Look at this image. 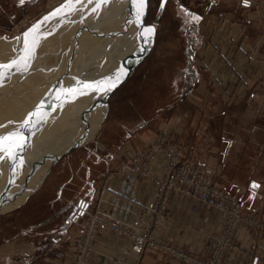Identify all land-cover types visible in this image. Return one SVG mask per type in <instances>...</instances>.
<instances>
[{
    "label": "rangeland",
    "instance_id": "obj_1",
    "mask_svg": "<svg viewBox=\"0 0 264 264\" xmlns=\"http://www.w3.org/2000/svg\"><path fill=\"white\" fill-rule=\"evenodd\" d=\"M160 4L161 0H148L142 19L144 25L155 27V35L148 43H145L138 36L139 40L136 43L135 38L140 31L135 23L136 17L130 21L131 23L125 24L127 17H125V12L121 10L122 6L127 7L128 10L133 7L130 0H107V3L101 6L103 8L97 9L95 12H92L95 5L88 4L87 0H81L80 3L76 4L75 2L67 4L66 0H25L23 5L19 3V0H0V64H7L20 56L24 48L23 33L42 21L44 17H49L48 21L41 25V28L29 36V46L31 45L30 47L33 48L31 63L29 62L30 69L28 67L27 71H20L21 73L15 69L5 70L4 75H6L0 77V84L4 86L9 85L8 82H13L10 85L15 86V90L9 89L8 93L14 96L13 98L18 97L16 100L14 99L17 101L15 104L20 98L29 96H27L26 103L17 104L18 107H14L16 114L10 117L12 121L7 119L5 122L2 118L0 119V124L10 126L4 130L0 128V135L19 129L28 113L32 112L33 108H36L40 103L43 105L41 112L43 113L45 110L46 118L48 116L52 118L54 114L58 117H53V119L63 116L61 122L62 119L64 120L62 123L56 122L57 125L53 122L52 125L49 123L50 118L47 119L48 122L44 119L38 124L29 125V132L25 128H20L21 135L23 132L24 135L22 136L27 141L24 150L19 153L22 166H16L15 171L12 167L3 178L5 179L6 174H8L9 180H3L2 185L0 184L2 186V189L0 186V191H2L0 192V248L7 244H13L18 264L23 262L24 256L32 255L35 257L48 251L51 242L38 239L39 236H42L40 231L44 230L46 226H36L34 222L42 220L45 216L42 209L44 197L55 192L57 186L61 184H63L61 187L74 192L78 191V195L72 199L73 210L71 213V217L75 219L78 227L70 242L67 245L64 244L69 256V264H76V257L81 250L77 246V239L80 236L85 237L89 223L96 224L92 244L90 243L92 251L88 253L84 261L82 260L81 264H87L93 253L98 230L109 231L96 223V219L100 217L106 220L127 222L102 211L100 206L93 204L92 198L90 200L80 196L90 186L87 182L88 177L96 174L101 176L102 170L104 171L103 176L120 175L128 172L138 177L141 182H150L147 184H151L153 189V203L141 206L136 219L133 222H128L130 224H135L140 217L146 216L143 210L152 208L155 201L160 199L159 197L165 201L163 205L164 216L168 215L167 206L172 197L182 201L189 199L198 201L218 210L222 217L221 223L212 240L209 255L205 260L210 258L213 251L220 246L222 224L227 218V212L222 207L228 202L223 195L230 200L240 198L244 209L255 212L257 216L264 214V211L259 212L260 210L252 209L249 204L247 196L249 191L253 189L251 185H245V189L241 187L235 192L227 191L220 182L216 168L210 162L199 159L198 156V146L204 138L201 137L202 125H207L208 118L211 120L217 102V97L213 94L217 93L218 89L224 88L217 81H207L202 76L206 70H203L201 66L203 59L206 58V53L205 55L201 54L203 42L216 45L220 41L217 37L220 34L217 35L215 29H212L211 32V27L216 26L219 15L217 0H166L163 11H160ZM182 6L183 9L187 8L190 10L189 12L199 15L200 21L198 23H186V19L189 18L181 12ZM57 9L60 10L57 15L50 16ZM106 11L111 12L108 24L106 25V21L103 23L106 25L105 27L103 24L98 26L93 31L92 37L93 39L98 38L96 33L99 35L100 33H109L111 38L102 39L94 47L86 45L88 42L83 46L84 50L81 53L78 52L80 56L82 53L95 50V47L99 52L95 57L80 60L82 64L79 70H88V72L78 73L77 70H74V63H70L72 61H69L68 64L65 63L70 57V55L66 57L65 52H69L73 46L76 48L81 38L86 40V37L84 36L85 33L79 30L76 31V38H73V31L68 36L67 25H71V23L80 24L81 22H78L80 20H84L83 23L87 22L89 17H95L96 14L98 16L103 15L107 13ZM131 14L133 12L129 14L130 17H132ZM208 28L209 32L207 33ZM52 29L56 31L54 32ZM94 32L96 33L94 34ZM43 36L45 37L44 40H42ZM49 37L53 38L52 45L59 44L55 50L64 47L58 56L59 61H57L58 57L54 49L48 51L49 48L46 45ZM89 37L88 39H90ZM33 40L37 41L35 45L31 43ZM242 45L247 46V43ZM78 50L80 51V49ZM214 52L209 50L210 57L214 56ZM45 53L47 54L46 58ZM106 54H108L106 60L109 58V63L103 60ZM115 54L117 58H111V55L115 56ZM75 56L71 54V58ZM80 56L77 59H81ZM77 59H74L73 62L76 60L79 63ZM121 59L123 60L120 64ZM48 60L50 63L47 62ZM40 64L45 66L41 67ZM21 66L23 65L21 64ZM36 67L37 69H35ZM35 70H38V73ZM121 70L126 73V78L107 97L104 96L103 92L97 93L90 89H79L78 91L87 94L72 95L73 97L64 102L61 108L58 107V102L53 99V92L56 91L57 93L60 87L76 86L78 81L101 80ZM62 71L63 73H61ZM35 73L36 75L33 76ZM9 76L14 77L13 81ZM78 77L80 80L77 79ZM33 79H36L35 82ZM33 82L35 84L31 89H27L30 91L29 94H26L21 87ZM29 84L25 87H28ZM258 84H260L259 87H264V82ZM241 86L245 87L246 85L242 83ZM18 88L21 89L17 91ZM14 92L18 93L15 95ZM19 92L25 94L19 96ZM8 93L7 95H9ZM233 99L235 100L237 97L224 98L225 105H229L230 103L227 102ZM46 104L51 107H46ZM22 109L26 110L27 113L21 112ZM62 112L63 114H61ZM4 113L5 110L0 113V116L4 117L2 115ZM9 121L13 123L10 125ZM43 122L47 124H43ZM40 124L43 126L39 129L44 133H37L36 131ZM41 128L47 129L46 132ZM251 135L242 138L243 142L244 140L247 142V144L241 145V164L244 166L250 161L247 156L252 155V153L247 152L248 143L250 144L252 141ZM70 137H75L77 142L68 143ZM262 140L264 141V137ZM257 155V158L260 159L259 164H264V145L259 146ZM4 160L6 159H0V162ZM6 162L9 163V160ZM189 163L198 167L199 170H192ZM4 165L8 166L6 163ZM48 176H53L49 183L45 181L49 180L50 177L47 179ZM241 176L246 177L244 172ZM5 181L9 184L10 181H13V187L7 189L9 185ZM42 184L53 185L55 188L49 189V191L41 190ZM80 200L87 202V210L83 215H79ZM150 216H152L151 213L145 221L146 226ZM239 227L250 230V227L245 225ZM156 229L157 226L152 232L154 233ZM250 231L249 255L257 254V261L264 264V240L262 247L258 241L260 236L264 234V229L260 230L256 237L252 230ZM153 233L151 237L161 245L170 247L181 254L184 253L190 259H195L184 250L154 238ZM233 236L228 242L229 247L224 258L233 248ZM126 239L128 240V248L124 255V264H138L145 252L140 256L137 254L128 256L130 240ZM54 247L57 248L55 251L59 248L56 244ZM159 254L161 253L159 252ZM8 258V254L5 255L4 250H0V264H8ZM172 258L182 260L178 257L172 256Z\"/></svg>",
    "mask_w": 264,
    "mask_h": 264
},
{
    "label": "crops",
    "instance_id": "obj_2",
    "mask_svg": "<svg viewBox=\"0 0 264 264\" xmlns=\"http://www.w3.org/2000/svg\"><path fill=\"white\" fill-rule=\"evenodd\" d=\"M217 11V23L215 27H211V32L215 29L217 35L220 34V38L217 36L220 41L216 45L203 42L201 54L206 53V58L201 66L206 70L202 76L207 81H217L224 88L213 94L217 97V102L211 120L208 118L207 125H202L201 137L204 138L199 143L198 156L216 168L220 182L227 191L235 192L253 182L259 185L249 191L247 198L252 209L263 212L264 164H259L257 152L259 146L264 145V87H259L258 84L264 82V1L249 0L245 7L241 0H217ZM245 42L247 46L242 45ZM210 49L215 51L213 57L209 55ZM242 83L246 88L241 86ZM231 96H236L237 99L225 105L224 98ZM249 135L252 136V141L248 143L247 152L252 155L247 156L250 161L244 166L241 164V145L247 142H243L242 138ZM242 172L245 178L241 176ZM102 173L100 172L101 176L96 174L88 177L90 186L80 196L90 200L92 198L93 204L100 206L105 213L133 222L141 206L153 203V189L151 184H147L150 182H141L128 172L109 176H103ZM48 178L45 181L49 183L53 176ZM61 186L63 184L44 197L42 209L45 216L34 222L36 226H46L40 231L42 236L38 239L51 242L48 251L35 257L24 256L20 264H69L64 244L70 242L78 227L71 217L72 199L78 195V191ZM54 188L49 184L41 185V190L49 191ZM167 208L168 215L160 220L153 237L184 250L195 260H205L221 223V213L198 201H182L173 197ZM250 232L244 227L237 229L233 236V248L226 254L222 264H262L257 261V254L249 255ZM263 240L264 234L258 240L260 247ZM55 244L59 246L57 251ZM127 248L126 238L99 229L94 251L87 264H124ZM2 249L5 255L8 254V264H18L13 244H7L0 248ZM140 259L138 264H193L161 255L156 250H147Z\"/></svg>",
    "mask_w": 264,
    "mask_h": 264
},
{
    "label": "built area",
    "instance_id": "obj_3",
    "mask_svg": "<svg viewBox=\"0 0 264 264\" xmlns=\"http://www.w3.org/2000/svg\"><path fill=\"white\" fill-rule=\"evenodd\" d=\"M189 165L192 170H199L198 167L193 166V164L189 163ZM223 197L224 199L228 200L227 203L229 204L225 203L222 207L223 210L227 212V218L222 224V230L220 233V246H218L213 251L210 258L204 261L190 259L186 255H184V253L181 254L179 252H176V250L171 249L170 247H165L151 237L153 233L152 231L156 226H158V223L164 217L163 205L165 201L161 197H159L160 199L155 201L152 208H145L143 210L146 216L140 217L139 221L135 224H130L124 221L106 220L100 217L96 219V223L107 228L109 231L117 233L130 240L128 256H131V254H137L138 256H140L147 250H156L162 255L166 254L171 257L173 256L181 258L186 263L221 264L226 250L229 247L228 242L240 225L250 227V230H252L255 237L260 230L264 229V214L257 216L255 212L247 211L246 209H244L243 202L240 198L230 200L225 195H223ZM84 204L87 205V202L84 200H80L79 215H83L87 210V206H82ZM150 213L152 216H150L148 225L146 226L145 221L148 219V215H150ZM95 225L96 224H94L93 222L89 223L85 231V237L80 236L77 239V246L78 248H81V250L76 257V264H81L82 260L84 261L88 253L92 251L90 243L92 244L91 241L93 240Z\"/></svg>",
    "mask_w": 264,
    "mask_h": 264
},
{
    "label": "snow or ice",
    "instance_id": "obj_4",
    "mask_svg": "<svg viewBox=\"0 0 264 264\" xmlns=\"http://www.w3.org/2000/svg\"><path fill=\"white\" fill-rule=\"evenodd\" d=\"M73 2L80 3L81 0H66L67 4H71ZM131 4L136 10V18L135 23L137 28L140 29L138 36L145 42L148 43L152 40L155 35V27L144 25L143 17L145 15V8L148 3V0H130ZM19 3L23 5L25 0H19ZM88 4H94L95 7L92 8V12H95L98 8L101 7L102 4H106L107 0H87ZM166 0H161L160 11H163ZM243 6L247 7L249 0H241ZM60 10L57 9L56 12L50 14V16H56ZM181 12L186 19V23H198L201 17L197 14L191 13L186 9L181 8ZM49 19L48 16L44 17L42 21H39L37 24L33 25L31 29L23 33L24 37V48L21 51V55L16 57L15 59L9 61L7 64H0V77H2L5 73V70L11 71L12 69H16L17 71H26L29 62L31 60V53L33 48L29 46V36L31 33L37 31L42 24L47 22ZM17 39H20L17 37ZM33 45L37 43V41L33 40ZM21 64L23 66H21ZM126 78V73L123 70L114 73L108 77H105L101 80L91 81V82H78L76 86H68L61 87L57 90V93L54 95V99L58 102V107H63V103L68 101L70 97L74 94L84 95L87 94L83 91H78L79 89H90L97 93L103 92L104 96L107 97L112 94L119 86L123 83ZM44 119H46L45 114L41 112V106L38 105L32 112L28 113L27 117L21 123L20 128L28 127L29 125H34L35 123H40ZM9 124L13 123L11 121ZM7 125L0 124V128L6 127ZM230 143V142H229ZM27 141L24 140L23 136L20 133L19 129L6 132L3 135H0V159L9 160L13 165V171H15L16 166H22V159L19 157V153L24 150ZM11 183V181H10ZM259 185L255 182L252 183L251 188L256 189ZM250 198H252L250 196ZM86 207L87 205H82ZM255 264V262H254Z\"/></svg>",
    "mask_w": 264,
    "mask_h": 264
},
{
    "label": "bare ground",
    "instance_id": "obj_5",
    "mask_svg": "<svg viewBox=\"0 0 264 264\" xmlns=\"http://www.w3.org/2000/svg\"><path fill=\"white\" fill-rule=\"evenodd\" d=\"M86 3V2H85ZM75 4H76V2H75ZM86 5V4H85ZM93 5V4H92ZM103 5V4H102ZM101 5V6H102ZM79 7V6H78ZM90 8V7H89ZM92 8V7H91ZM100 8H103V7H100ZM100 8H98L99 10H100ZM70 9H71V7H70ZM73 9V8H72ZM82 9V8H81ZM88 10V9H87ZM121 10L122 11H124L125 12V17H127L126 18V22H124L125 24H127V23H131L130 21L131 20H133L135 17H136V10H135V8L134 7H132L131 9H127V7H125V6H122L121 7ZM91 11V10H90ZM87 12V11H86ZM107 12V11H106ZM133 12V14H131L132 15V17H130L129 16V14L130 13H132ZM74 13V12H73ZM85 13V12H84ZM91 13V12H90ZM89 13V14H90ZM92 15V14H91ZM91 15H89V16H91ZM94 15H95V13H94ZM72 16V15H71ZM93 16V15H92ZM108 16V17H107ZM74 17V16H73ZM82 17V16H81ZM84 17V16H83ZM105 17H107L106 19H102V18H105ZM111 17V12H107V13H105V14H103V15H100V16H98L97 14H96V16L95 17H89L88 18V21L87 20H85V21H87V22H84L83 23V21L82 20H80V21H78V22H81L80 24H78V23H75V25L74 24H72L71 23V25H67V33H68V36H69V34H72L71 32L73 31L74 33L72 34L73 35V38H76V36H77V32L76 31H80V32H82V33H85L84 34V36L86 37L85 39L86 40H84V38L82 37L81 38V41H79V45L76 47V48H74V46L72 47V49H70L69 50V52H65L66 53V57H68L69 55H70V57H69V59L67 60V61H65V63L66 64H68V62L69 61H72V62H70L71 64L72 63H74L73 64V66H74V70H77V72L78 73H82V72H88V70H84V71H81V70H79L80 68V65L82 64L81 63V61L80 60H85V59H90V58H92V57H95L96 56V54L99 52L98 50H96L97 48L95 47V50L93 49V50H89L90 52L89 53H82V55L80 56V55H78V52H80L81 53V51L82 50H84L83 49V46H85V44L86 45H89V46H92V47H94V46H96L98 43H99V41H101L102 39H104V38H111L110 37V35H109V33H100V35H99V33L97 34L96 32H94V34L96 33V35H97V37L98 38H94L93 39V31L94 30H96V28L98 27V26H102V24L103 23H106V21H107V23H106V25L108 24V19ZM66 18V17H65ZM72 18V17H71ZM56 19V18H55ZM82 19V18H81ZM93 19V20H92ZM125 19V18H124ZM74 20V19H73ZM73 20H71V21H73ZM56 21H58V19H56ZM49 22H51V21H49ZM78 24V25H77ZM49 25V24H48ZM60 25V24H59ZM104 25V24H103ZM106 25H104V27L106 26ZM46 26H47V24H46ZM55 26V25H54ZM53 26V27H54ZM45 27V26H44ZM41 28V27H40ZM103 28V27H102ZM93 29V30H92ZM85 30V32H83ZM101 30V29H100ZM52 31H56L55 29L53 30L52 29ZM99 31V30H98ZM97 31V32H98ZM39 32V31H38ZM42 32V31H41ZM43 33H44V31H43ZM46 33V32H45ZM103 36H102V35ZM38 35V34H37ZM44 35V34H43ZM34 36V35H33ZM41 36V35H40ZM79 36V35H78ZM89 36H91V37H89ZM36 37V36H35ZM38 37V36H37ZM44 37V36H43ZM88 37L90 38V39H88ZM94 37H95V35H94ZM39 38V37H38ZM2 39V38H1ZM39 39H41V37L39 38ZM45 39V37L42 39V40H44ZM41 40V41H42ZM60 40H62V39H60ZM138 40H139V38H138V35H137V37L135 38V41H136V43L138 42ZM40 41V42H41ZM59 41V40H58ZM92 42H93V44H92ZM95 42V43H94ZM98 42V43H97ZM31 43H32V41H31ZM52 43H53V38L52 37H49L48 38V44L46 45L49 49H48V51H50V50H53L54 49V52L56 53V56L58 57L59 55H60V53H62L61 51L64 49V47H62L61 49H59V48H57V50H55L56 49V46L58 47V45H56V44H54V45H52ZM40 45V44H39ZM110 45H111V43H110ZM31 46V45H30ZM100 48V47H99ZM78 49H80V51L78 50ZM89 49V48H88ZM106 49V48H105ZM86 50V49H85ZM47 53V52H46ZM44 54V56H45V58H46V55L47 54ZM52 53V52H51ZM133 53V52H132ZM71 54H73V56H75V57H73V58H71ZM129 54H131V53H129ZM79 56H80V58L81 59H77V58H79ZM106 56L108 57V54H106L104 57H103V60H105V61H107V63H109V58L106 60ZM115 57V59L117 58V56H116V54H115V56L114 55H111V58H114ZM49 58V57H48ZM47 58V59H48ZM56 58V57H55ZM59 57H58V59H57V61H59ZM74 59H77V60H79L78 62L79 63H77V61L75 60V62H73V60ZM123 59H121L120 60V64H121V61H122ZM47 62H49V60L47 61ZM31 63V62H30ZM43 63V62H42ZM50 63V62H49ZM48 63V64H49ZM47 64V63H46ZM47 64V65H48ZM70 64V65H71ZM120 64H119V67H120ZM89 65V64H88ZM91 65V64H90ZM40 66H41V64H40ZM43 66H45V65H43ZM43 66H41V67H43ZM29 67V66H28ZM69 67V66H68ZM40 68V67H39ZM57 68H59V67H57ZM29 69H30V67H29ZM35 69H37V67L35 68ZM43 69V68H42ZM56 69V68H55ZM69 69V68H68ZM16 70V69H15ZM83 70V69H82ZM17 71V70H16ZM27 71V70H26ZM36 71V70H35ZM38 71V70H37ZM36 71V72H37ZM17 72H19V73H21L20 71H17ZM30 72V71H29ZM69 72V71H68ZM90 72V71H89ZM27 73V72H26ZM38 73V72H37ZM61 73H63V71L61 72ZM61 73H58V74H61ZM72 73V72H71ZM83 73V74H84ZM46 74V73H45ZM70 74V73H69ZM6 75V74H5ZM5 75H3V76H5ZM36 75V73L33 75V76H35ZM37 75H39V74H37ZM42 75V74H41ZM44 75V74H43ZM78 75V74H77ZM76 75V76H77ZM88 75V74H87ZM31 76V75H30ZM59 76V75H58ZM76 76H74V77H76ZM80 76H81V74H80ZM37 77V76H36ZM40 77V76H39ZM73 77V78H74ZM84 77V76H83ZM2 78V77H1ZM9 78H11L10 76H9ZM13 78L14 77H12L11 79H12V81H13ZM25 78H27V77H25ZM55 78V77H54ZM71 79H72V77H70ZM64 79V78H63ZM68 79V78H67ZM67 79H66V81H67ZM77 79H79L80 80V77H78ZM81 79H86V78H81ZM4 80V79H3ZM35 80L36 79H33V81L35 82ZM65 80V79H64ZM70 80V79H69ZM66 81H64V82H66ZM72 81V80H71ZM27 83V84H29V86L28 87H25V85H27V84H24L21 88H22V90L23 91H25V93L27 94H29V91L27 90V89H31V87L35 84V83ZM56 82V81H55ZM68 82V81H67ZM73 82V81H72ZM78 82H80V81H78ZM8 84L9 85H7V86H4L3 84H0V113L2 112V111H4L5 110V113L4 114H2V115H4V117H1L0 116V119L2 118V120L3 121H5L6 122V120L8 119H10L11 120V116L12 115H15L16 113H15V110H14V107H18V105L17 104H19V105H21V104H24V103H26L27 102V98L29 97L28 95H26V97H23V98H20L19 99V101H18V103L17 104H15V102H17V101H15L16 100V98H18L17 96H16V98H13L14 96H12L11 94H9L8 92H9V89H13V90H15L14 89V87L15 86H12V85H10V84H13V82H8ZM77 85V84H76ZM54 87H56V86H54ZM59 87V86H58ZM21 88H18V90L17 91H19V89H21ZM49 88H50V86H49ZM61 88V87H60ZM1 89H3V91H1ZM51 89V88H50ZM54 89V88H53ZM21 91V90H20ZM28 91V92H27ZM47 91V90H46ZM55 91V90H54ZM48 92V91H47ZM52 92V91H51ZM7 93L9 94V95H7ZM18 92H14V94L16 95ZM24 93V92H23ZM24 93V94H25ZM24 94H22L21 92H19V96L21 95H24ZM54 94H56V91H55V93L53 92V97H54ZM45 95V94H44ZM50 95V94H49ZM52 95V94H51ZM28 96V97H27ZM46 96H48V95H46ZM75 96H76V94H75ZM74 96V97H75ZM50 97V96H49ZM71 97H73V96H71ZM43 98V97H42ZM15 99V100H14ZM54 99V98H53ZM47 100V99H46ZM42 102V101H41ZM47 102V101H46ZM45 102V103H46ZM37 103V102H36ZM39 103V102H38ZM37 103V104H38ZM41 104V103H40ZM39 104V105H40ZM33 105H35V104H33ZM45 105V104H44ZM40 106H43V105H40ZM47 106H50V105H47L46 104V107ZM101 106V105H100ZM45 107V108H46ZM51 107V106H50ZM49 108V107H48ZM61 108V107H60ZM16 109V108H15ZM24 109V108H23ZM22 109V110H23ZM33 109H35V108H33ZM59 110V109H58ZM17 111V110H16ZM24 111H26V110H23V111H21V112H23L24 114L25 113H27V111L26 112H24ZM45 111V110H44ZM44 111H43V114H44ZM59 112V111H58ZM22 113V114H23ZM45 114H46V112H45ZM61 114H63V112L61 113ZM58 115H59V113H58ZM60 116V115H59ZM53 117H58V116H55L54 114H53ZM53 117L51 118L50 116H48L47 118H46V120L45 121H47L48 122V118H50L49 120H50V122L49 123H53L54 122V124L56 123V122H58V123H60L61 122V118L63 117H59V118H54L53 119ZM18 120V119H17ZM19 120H20V118H19ZM12 121V120H11ZM64 120L62 119V122H63ZM61 122V123H62ZM18 123V122H17ZM20 123V122H19ZM45 122H43V124H44ZM49 123H48V127H49ZM36 124H38V123H36ZM42 124V123H41ZM40 124V126L37 128V133H44V131H41L39 128L41 127V126H43V125H41ZM45 124H47V123H45ZM11 125V124H10ZM53 125V124H52ZM51 125V126H52ZM56 125H57V123H56ZM18 126H19V124H18ZM55 126V125H54ZM10 126L9 125H7L6 126V128H4L3 127V130L4 129H7V128H9ZM47 127V128H48ZM20 129V128H19ZM25 129H26V131H28L29 132V128L28 127H25ZM41 129H44V128H41ZM51 129H53V128H51ZM9 130V129H8ZM45 130V129H44ZM47 130V129H46ZM46 130H45V132H46ZM22 135H24V133L22 132ZM77 142V139L75 138V137H70L69 138V141H68V143H76ZM7 160H4V161H1L0 162V167H1V169H0V184L3 182V180H9V176H8V174H6V178L5 179H3L4 177H5V173H8V172H10V170H11V168L13 167V165H12V163H10V161H9V163L8 162H6ZM4 163H6V164H8V166L6 167L5 165H4ZM9 177V178H8ZM5 182H7V181H5ZM4 182V183H5ZM13 182V181H12ZM10 183L9 184V182H7L8 183V187H7V189H9V188H11V187H13V185H14V183ZM2 185V184H1ZM0 185V186H1ZM4 185V184H3ZM24 185V184H23ZM5 186H7V185H5ZM23 187V186H22ZM4 188V187H3ZM1 189H2V186H1ZM0 189V190H1ZM0 192H2V191H0ZM6 208L8 207L7 205L5 206Z\"/></svg>",
    "mask_w": 264,
    "mask_h": 264
},
{
    "label": "water",
    "instance_id": "obj_6",
    "mask_svg": "<svg viewBox=\"0 0 264 264\" xmlns=\"http://www.w3.org/2000/svg\"><path fill=\"white\" fill-rule=\"evenodd\" d=\"M182 7H183V6H182ZM184 9L188 10L187 8H184ZM188 11H190V10H188Z\"/></svg>",
    "mask_w": 264,
    "mask_h": 264
}]
</instances>
